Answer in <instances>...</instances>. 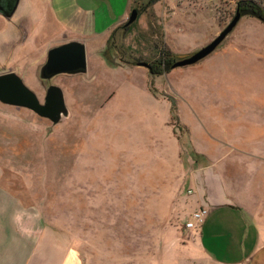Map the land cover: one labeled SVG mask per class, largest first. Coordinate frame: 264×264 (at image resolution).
Wrapping results in <instances>:
<instances>
[{"label":"rangeland","instance_id":"374dc122","mask_svg":"<svg viewBox=\"0 0 264 264\" xmlns=\"http://www.w3.org/2000/svg\"><path fill=\"white\" fill-rule=\"evenodd\" d=\"M235 2L131 0L123 21L94 45L100 63L85 49L82 72L49 77L43 68L55 46L45 50L47 32L38 21L9 66L40 102L48 86H59L65 113L53 123L0 102V236L16 237L20 250L31 245L29 264H211L197 246L202 225L187 231L184 223L199 205L209 213L229 198L245 208L264 240L263 184L241 173L262 165L245 162L242 169L224 161L256 157L257 147L235 145L205 127L196 104L208 108V85L199 87L192 68L226 47L249 65L264 62V23L240 15L209 55L171 73L151 76L138 65L157 59L162 44L175 61L206 46L235 15ZM132 9L137 19L125 30ZM38 53L40 62L33 60ZM188 79L195 98L181 89ZM210 142L227 154L199 145Z\"/></svg>","mask_w":264,"mask_h":264},{"label":"crops","instance_id":"0c3cea01","mask_svg":"<svg viewBox=\"0 0 264 264\" xmlns=\"http://www.w3.org/2000/svg\"><path fill=\"white\" fill-rule=\"evenodd\" d=\"M33 2L36 9V26L31 37L21 48L30 42L40 21L47 32L45 41L47 44L43 46L45 50L50 46L78 41L84 44L87 56L92 52L89 57H92L93 64L100 63L99 59H94L96 57L95 52L93 53L94 45L99 40L101 42L105 40V34L123 21L131 5V0H33ZM22 4L23 0L17 12L21 10ZM0 22L2 28L4 22L1 18ZM226 48L220 49L218 57L196 63L198 65L192 67L195 70L194 79L199 81V87L201 88L203 83L208 85V97L211 99L208 108L197 102L198 114L205 127L215 137L226 134L235 145L257 147L256 157L248 158L246 161L225 158L224 161L240 162L242 169L245 162L248 164L256 161L261 164L262 167L256 172L247 168L246 174L245 169L241 173L243 178H255L260 186L263 184L264 187V181L260 179L264 178V62L249 65L232 47ZM41 59L43 57L39 53L33 58L34 61ZM7 69L19 75V72L10 68L9 64ZM190 83L188 79V83H183L181 89L185 95H192L195 98L197 90L191 91ZM193 85L196 84H192V88ZM218 98L223 101L221 106H217ZM180 118L186 125L193 122L182 112ZM244 123L248 125L242 130L240 125ZM199 145L208 146L210 154L224 156L227 154L226 150L221 151L213 142ZM213 147H217L215 150L217 152H212ZM229 200L210 206L198 235L197 246L200 252L211 264H264V240L260 232L245 208L238 207L232 199ZM1 221L2 217L0 224ZM7 236L10 239L6 237L3 239V236H0V264H21L17 263V256L23 260L26 258L24 264H29L27 255L31 245L26 250L23 245V250H20L16 237Z\"/></svg>","mask_w":264,"mask_h":264},{"label":"water","instance_id":"95a60500","mask_svg":"<svg viewBox=\"0 0 264 264\" xmlns=\"http://www.w3.org/2000/svg\"><path fill=\"white\" fill-rule=\"evenodd\" d=\"M0 0V18L4 26L0 28V102L3 104L27 108L40 117L56 123L65 113L64 97L61 88L50 85L46 89L44 101L26 86L22 78L7 69L9 62L19 49L31 37L36 26L35 5L33 0ZM240 18L238 11L227 26L209 44L194 52L189 57L176 60L171 68L192 65L209 55L233 29ZM137 19V11L132 9L125 23L132 24ZM147 68V64H138ZM86 67V53L83 43L70 41L51 48L48 52L43 71L46 77L62 72L83 71Z\"/></svg>","mask_w":264,"mask_h":264},{"label":"trees","instance_id":"16d2710c","mask_svg":"<svg viewBox=\"0 0 264 264\" xmlns=\"http://www.w3.org/2000/svg\"><path fill=\"white\" fill-rule=\"evenodd\" d=\"M235 9L242 16H250L261 20L264 23V0H236ZM133 24V23H132ZM132 24L126 26L122 25V28L128 30L131 28ZM109 38L107 39V43L109 42ZM103 55H105L103 53ZM175 58L171 51L162 44L161 49L158 51L157 59L152 62H148L147 70L151 76H160L162 74L168 73L172 68V64L174 63ZM138 64V63H135ZM172 114L175 119L178 120L177 116L174 114L175 110L171 109Z\"/></svg>","mask_w":264,"mask_h":264},{"label":"built area","instance_id":"2783aa9c","mask_svg":"<svg viewBox=\"0 0 264 264\" xmlns=\"http://www.w3.org/2000/svg\"><path fill=\"white\" fill-rule=\"evenodd\" d=\"M188 193L191 194L192 191L189 190ZM207 215H208V210L203 206H199L195 208L193 211H191L188 221L184 223V228L187 231L197 230L204 223Z\"/></svg>","mask_w":264,"mask_h":264}]
</instances>
